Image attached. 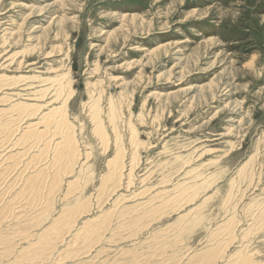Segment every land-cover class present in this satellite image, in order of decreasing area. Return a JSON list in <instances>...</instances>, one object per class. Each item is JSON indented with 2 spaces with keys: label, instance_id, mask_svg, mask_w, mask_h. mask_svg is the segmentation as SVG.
<instances>
[{
  "label": "rangeland",
  "instance_id": "obj_1",
  "mask_svg": "<svg viewBox=\"0 0 264 264\" xmlns=\"http://www.w3.org/2000/svg\"><path fill=\"white\" fill-rule=\"evenodd\" d=\"M0 264H264V0H0Z\"/></svg>",
  "mask_w": 264,
  "mask_h": 264
},
{
  "label": "bare ground",
  "instance_id": "obj_2",
  "mask_svg": "<svg viewBox=\"0 0 264 264\" xmlns=\"http://www.w3.org/2000/svg\"><path fill=\"white\" fill-rule=\"evenodd\" d=\"M66 109V108H65ZM54 111V110H53ZM62 112V111H61ZM57 113V112H56ZM115 114V113H114ZM115 116V115H114ZM100 121V120H99ZM104 133V132H103ZM66 137V136H65ZM64 141V140H63ZM68 149H69V147H68ZM122 157V156H121ZM116 160V159H115ZM116 164V163H115Z\"/></svg>",
  "mask_w": 264,
  "mask_h": 264
}]
</instances>
